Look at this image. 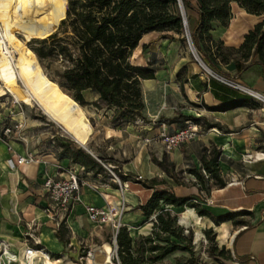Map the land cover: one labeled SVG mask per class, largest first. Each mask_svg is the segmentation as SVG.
Wrapping results in <instances>:
<instances>
[{
  "label": "crops",
  "instance_id": "crops-1",
  "mask_svg": "<svg viewBox=\"0 0 264 264\" xmlns=\"http://www.w3.org/2000/svg\"><path fill=\"white\" fill-rule=\"evenodd\" d=\"M191 1L194 6L191 18L193 31L199 14L196 0ZM233 12L229 25L223 27L216 24L211 36L213 42H222L224 47L239 49L245 36L262 18L247 13L238 5H234ZM208 45L212 50L199 54L203 66L210 73L204 70L196 58H192V62L184 64L186 75L181 76L180 80L176 77L173 81H164V72L156 69V79L143 81V118L134 122L133 126L141 131L137 137L142 143L144 163L139 173L133 172L132 165L135 162L126 165L130 166L132 173L143 175L146 186L160 188L152 185V180L160 177L165 181L163 186H168L165 189L177 196L198 200L205 210L215 216L245 212L243 215L250 217L248 223H235L236 219L243 217L239 215L215 229H218L222 242L228 240L227 247L238 264H264V50L261 54L253 51L248 59L242 58L241 54H234L224 63L216 55V48L211 43ZM237 102L241 103L235 105ZM181 116H192V121L185 122ZM187 122L199 124L201 135L179 148L165 151L160 142L146 144L144 141L156 138L163 124L167 132L173 134L184 129ZM55 136L65 137L56 133L51 137L52 142H48L49 145L38 147H33L35 140L27 135L28 145L16 139L11 142L18 155L31 154L35 158V162L21 166L17 164V157L9 152L8 144L0 140V244L8 245L9 240L16 235L18 237L23 230L28 231L25 226H29L34 231L40 230L39 245L49 254L21 248L23 244L16 240L15 245L22 251L16 260L24 264H36L37 261L42 264H64L61 256L65 251V243L60 239L61 234L51 226H55V222H49L52 214L46 212L48 203L43 185L47 177L58 179L65 176L69 169L79 168L80 165L57 158L56 152L60 149L53 147ZM81 147L88 152L83 145ZM212 151L219 153L220 176L225 182L222 187L208 179L202 166V157ZM149 152L164 156L175 165V170L189 174L192 177V195L184 194V188L175 184L157 163L152 162ZM9 160L14 162V167L9 165ZM191 170L204 179H197L190 173ZM134 185L139 186L136 183ZM154 190L144 186L142 189L130 190L126 197L136 208L144 204ZM92 204L100 207L105 205L104 201L100 205L95 200ZM78 208L76 206L67 214L55 212L59 220L57 225L65 221L71 229H77L80 221L76 217ZM183 210L179 214L183 227H189L191 220L201 218L195 215L193 209ZM84 213L88 220L85 210ZM234 223L243 227L235 230ZM223 225L229 232L234 229L233 234L229 236ZM86 264L95 262L89 260Z\"/></svg>",
  "mask_w": 264,
  "mask_h": 264
},
{
  "label": "trees",
  "instance_id": "trees-1",
  "mask_svg": "<svg viewBox=\"0 0 264 264\" xmlns=\"http://www.w3.org/2000/svg\"><path fill=\"white\" fill-rule=\"evenodd\" d=\"M182 1L186 8L194 9L189 0ZM196 3L199 20L191 32V39L198 52L211 51L208 45L211 43L224 63L234 54L248 59L253 51L255 54L263 53L264 0H196ZM178 4V0H69L58 30L37 40L38 45L31 50L46 76L80 106L91 104L111 110L114 121L134 123L143 118L142 83L156 79L157 73L152 64H136L133 61L134 53L140 47L142 50L148 48V45H142L148 35L160 34L161 39L171 41L178 40L174 34L183 35L184 20ZM234 5L262 18L245 36L239 49L213 42L211 36L216 24L223 27L229 25ZM184 40L185 37H182L181 41ZM181 118L185 122L192 121V116ZM53 142V147L60 149L56 152L59 160L68 159L95 177L103 171V161L93 157L72 139L55 136ZM154 161L181 185L175 175L174 164L170 163L168 168L165 157L161 162ZM218 161L219 153L212 151L202 157V166L208 179L222 187L225 182L220 176ZM190 173L197 179H204L196 171L191 170ZM163 184L164 181L153 179L152 185L160 188L145 185L155 190L139 207L144 218L151 221L150 232L134 238L126 226L118 231L115 240L120 264H163L167 257L178 252L190 256L186 264L194 262L193 231L185 232V228L179 224V216L172 214V208L189 206L200 216L211 219L216 226L245 213L215 216L192 204L194 198L177 196L173 191L162 188ZM211 234V230L206 232V236L213 241ZM224 253H227L225 248L219 250V254Z\"/></svg>",
  "mask_w": 264,
  "mask_h": 264
},
{
  "label": "rangeland",
  "instance_id": "rangeland-1",
  "mask_svg": "<svg viewBox=\"0 0 264 264\" xmlns=\"http://www.w3.org/2000/svg\"><path fill=\"white\" fill-rule=\"evenodd\" d=\"M180 1L188 20V28L184 26L183 35L174 34L177 41L161 39L160 34L148 35L142 41V45L146 44L148 48L142 50L140 47L133 56L136 64H152L154 68L163 71L164 81H173L176 77L180 80L181 76L186 75L184 64L192 62V58L200 59L197 48L196 53H192L189 43L192 32V9L186 8L183 1ZM3 2L7 3V12L6 16L0 19V32L5 45L15 50L16 56L11 64L8 78L9 83L13 85L12 94L0 88L4 92V95L0 93V132L5 127L14 128L22 124L24 135L33 137L35 140L33 147L49 145L51 137L59 133L72 139L79 147L83 145L96 159L103 161V171H100L99 176L95 177L92 173L85 176V180L97 186L98 189L84 190L83 203L78 205L80 209H76V212L78 211L76 217L80 219L77 229H71L65 221L57 225L59 220L54 212L47 209L46 212L48 215L52 214L49 216V222H55V226L50 225L61 234L65 243V251L61 256L64 264H86L89 260L94 261L95 264H109L115 252L114 230L111 226L100 227L88 221L84 213V204H92L93 200L100 205L102 201L106 204L104 198H107V201H118L116 177L123 183L130 180L129 189L132 191L145 186L143 183L145 179L134 180L140 174L132 173L130 166L126 165L129 162H135L132 165L133 172L139 173L144 163L145 156L141 153L142 143L137 137L141 135V131L134 127L133 123L124 124L114 121V112L111 110L97 108L91 104L80 106L46 76L37 56L32 52L31 48L38 45L37 40L46 38L58 30L69 0H0V3ZM178 9L181 12L179 4ZM182 37H185L184 41H181ZM14 96L20 104L14 103L16 100ZM13 137L15 140L14 134ZM157 139V137L151 139V142H159ZM144 141L146 143V139ZM149 156L153 163L154 160L161 162L164 159V156L158 153L149 152ZM169 165L170 161L166 160L168 168ZM175 175L184 188L182 192L192 195V177L180 170H175ZM166 176L170 178L167 174ZM157 179L163 181L160 177ZM172 181L177 184L174 180ZM135 183L139 186H135ZM162 188H168V186H162ZM130 190L127 193H130ZM112 196H115L116 200L112 199ZM192 204L205 209L198 200L194 199ZM140 206L134 208L127 200V209L119 218L134 238L147 235L152 227V225L146 226L151 224V221L144 218L139 209ZM185 208L190 207L172 208V214L179 216ZM193 211L201 218L191 220L189 227H185L193 231L191 238L195 256L192 264H238L231 249L227 247L228 240L222 242L212 220L200 216L195 209ZM249 221V215H243L234 222L243 224ZM235 223V230L243 227ZM25 227L28 231L23 230L18 237L16 235L14 239L9 240L8 245L0 244V264H24L23 261L16 260V257L22 254L15 245L16 240L23 244L21 248H31L48 254L39 245L41 244L38 239L40 230L34 231L29 226ZM222 227L227 230L226 226ZM234 229L230 232L227 230L229 236L233 234ZM210 230L214 237L213 241L206 236V232ZM216 247L218 250H215ZM222 248H225L227 253L219 254ZM189 258L188 254L178 252L167 257L163 264H186ZM36 264L42 263L37 261Z\"/></svg>",
  "mask_w": 264,
  "mask_h": 264
},
{
  "label": "built area",
  "instance_id": "built-area-1",
  "mask_svg": "<svg viewBox=\"0 0 264 264\" xmlns=\"http://www.w3.org/2000/svg\"><path fill=\"white\" fill-rule=\"evenodd\" d=\"M189 43L190 46L191 45L192 47L194 46L191 37H189ZM194 53H196V49ZM197 56L198 55L196 54V57ZM197 60L202 65L204 70L207 73H210L203 66L201 60L199 58ZM14 103L20 104V102L16 100ZM162 126L163 128L162 131L157 136L158 138L157 141L163 144L166 151H171L176 148H179L180 146L186 143L196 140L201 135L200 125L194 122H187L186 127L184 129L178 130L173 134H170L166 131L164 124ZM13 134L16 137L15 139L21 141L23 144L28 145L29 142L26 136L24 135L22 124H19L14 128H11L10 126L5 127L0 132V140L8 144L9 152L13 156L17 157L18 166L35 162V158L31 154H29L28 156H20L16 153V151L11 146V142L14 141ZM150 142L151 139H146V143H150ZM9 165L11 167H14V162L12 160H9ZM88 174L89 173L85 172V168L80 166L79 168L69 169L66 172L65 176H62L58 179L54 177H47L43 185L45 199L48 203L47 210L50 212L52 211L54 213L58 212L60 214H67L70 213L76 206L82 204L83 203L82 196L86 188H91L94 190L98 189L97 186L91 185L85 180V176L86 175L88 176ZM116 179L117 180H115V183L118 185V188L116 190L119 198L118 201H107V198H104L106 204L102 207L94 204H84L85 212L90 222L100 227L111 226L113 228L114 242L118 231L120 230L121 227L124 226L119 221V218L127 209L126 194L129 190L128 181L123 183L120 181L119 178L116 177ZM135 180L142 181L143 177L137 176ZM112 199L116 200L115 196H112ZM114 251L115 252L112 256L113 264H120L116 254V248Z\"/></svg>",
  "mask_w": 264,
  "mask_h": 264
},
{
  "label": "bare ground",
  "instance_id": "bare-ground-1",
  "mask_svg": "<svg viewBox=\"0 0 264 264\" xmlns=\"http://www.w3.org/2000/svg\"><path fill=\"white\" fill-rule=\"evenodd\" d=\"M7 12V3L3 2L0 3V19H2L4 16H6ZM190 49L192 53L195 52L194 46H190ZM16 56V52L13 49H10L7 45H5L3 37L0 32V88L5 89L10 94H12L11 89L13 88V85H11L8 81V78L10 76V70H11V64L13 63ZM0 93L4 92L1 89ZM16 101L19 102L16 96H14ZM109 264H113L112 258L109 261Z\"/></svg>",
  "mask_w": 264,
  "mask_h": 264
},
{
  "label": "water",
  "instance_id": "water-1",
  "mask_svg": "<svg viewBox=\"0 0 264 264\" xmlns=\"http://www.w3.org/2000/svg\"><path fill=\"white\" fill-rule=\"evenodd\" d=\"M178 1H179V6H180L181 14H182V16H183V20H184V26H185V28L187 29V28H188V20H187L186 14H185V12H184V9H183V7H182V5H181V1H180V0H178ZM75 141H76V140H75ZM76 142H77V141H76ZM178 221H179V224L181 225L180 217H178ZM184 228H185V227H184ZM185 232H186V233H189V230L185 228ZM114 245H115V248L117 249L116 240H115V242H114Z\"/></svg>",
  "mask_w": 264,
  "mask_h": 264
}]
</instances>
